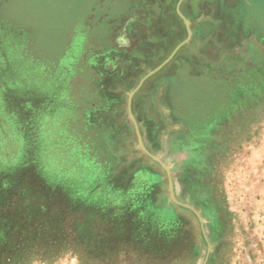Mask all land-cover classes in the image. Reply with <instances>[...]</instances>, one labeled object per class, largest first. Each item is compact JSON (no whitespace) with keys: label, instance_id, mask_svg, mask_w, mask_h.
<instances>
[{"label":"rangeland","instance_id":"374dc122","mask_svg":"<svg viewBox=\"0 0 264 264\" xmlns=\"http://www.w3.org/2000/svg\"><path fill=\"white\" fill-rule=\"evenodd\" d=\"M134 1L0 0V264H114L60 236L52 253H16V196L40 194L66 207L68 230L88 205L140 212L158 246L144 254L112 232L118 264L204 263L200 221L172 201L128 109L181 43L132 97L144 144L204 217L206 264L264 263V0ZM164 218L168 236L150 232Z\"/></svg>","mask_w":264,"mask_h":264},{"label":"trees","instance_id":"16d2710c","mask_svg":"<svg viewBox=\"0 0 264 264\" xmlns=\"http://www.w3.org/2000/svg\"><path fill=\"white\" fill-rule=\"evenodd\" d=\"M133 178L136 179V177ZM130 180L132 182L133 179ZM38 183L37 186L44 183V181H39ZM39 192H36L37 195H39ZM143 195L145 197L146 191ZM21 199L17 195L16 200L18 203L14 205V239L17 240L14 241L13 248L16 253L39 246L47 250L48 253H52L55 251V247L58 246L57 242L60 236L66 244H81L80 249L82 254L84 253L89 256L91 251L96 250V254L101 259L112 258L121 251L120 248L118 250L116 249L117 243L111 238L112 232L114 237L117 234H121L120 242L124 241L123 244L129 242L128 244L130 245L135 244L134 247L138 249V252L144 254L148 253L149 249L155 250L158 246L156 242L147 244L149 225L141 220V217L137 214L140 212L133 211L129 207H122V210H120L119 208L113 209L108 206L103 210L99 209L98 211L92 212V205H88L81 219L77 218V216L72 217L69 223L71 229L68 230L66 229L65 220L66 218L69 220V217L65 218L61 210L66 207L59 208L61 207L60 205H51L54 197L40 194L39 197L37 196L32 200H28L26 205H22L23 201L21 203ZM74 212L73 215L78 214L76 211ZM16 213L19 214L16 215ZM128 217L130 219L127 220L126 218ZM165 218L160 226L152 227V231L150 232L154 233L156 229V232L158 231L159 234L160 232H166L165 235L168 236L167 226L163 224ZM109 225L110 227L112 226V229L109 228ZM175 229L179 230V227L176 226ZM70 234L73 236L72 240L67 241L70 238ZM151 247H154V249ZM127 249L129 250V248ZM149 254H152V252L150 251ZM17 255L14 253V262H16Z\"/></svg>","mask_w":264,"mask_h":264},{"label":"water","instance_id":"95a60500","mask_svg":"<svg viewBox=\"0 0 264 264\" xmlns=\"http://www.w3.org/2000/svg\"><path fill=\"white\" fill-rule=\"evenodd\" d=\"M182 2V0H180V3ZM180 3L178 4V13L180 14V16L184 19L186 25L188 26L189 28V31H190V22L189 20L183 15V13L181 12L180 10ZM191 36V32L189 33L188 35V38ZM182 46V43L180 45H178L176 47V49L174 50V52L172 53V55L166 60L164 61L161 65H159L157 68H155L154 70L150 71L139 83L138 87L130 92V97H129V106H128V109H129V114H130V117L131 119L133 120V123L136 127V131H137V135H138V140H139V145L141 147V149L148 155L150 156L152 159H154L155 161H157L158 163H160L167 171L168 173V180H169V192H170V197L172 199V201L174 203H176L177 205H180L182 207H185L187 209H190L191 211H193L195 213V215L198 217L199 221H200V225H201V228H202V231H203V234L205 236V239L206 241L208 242V251H207V255H206V258L204 260V263L203 264H206L208 259H209V256H210V253H211V250H212V244L209 240V237L207 235V232H206V228H205V219L204 217L202 216V214L200 213V211H198V209H196L195 207H193L192 205H189L187 203H184L182 201H180L176 195V192H175V189H174V177L172 175V172H171V169H170V166L164 162L159 156L155 155L154 153H152L147 147L146 145L144 144V141H143V137H142V133H141V130H140V127H139V123L136 119V117L134 116V113H133V110H132V97L134 95V93L142 86V84L145 82V80L151 76L152 74H154L155 72H157L159 69H161L167 62L168 60L178 51V49Z\"/></svg>","mask_w":264,"mask_h":264},{"label":"crops","instance_id":"0c3cea01","mask_svg":"<svg viewBox=\"0 0 264 264\" xmlns=\"http://www.w3.org/2000/svg\"><path fill=\"white\" fill-rule=\"evenodd\" d=\"M134 3L135 4H137L136 3V0L134 1ZM35 174V175H34ZM30 175H31V177H48L47 175H45L44 173H36V172H33V173H30ZM41 181H44V179H41ZM99 209H97V208H92V212H95V211H98ZM103 210V209H102ZM263 212H264V207H263ZM263 217H264V214H263ZM109 228L110 229H112V226L110 227V225H109ZM108 228V229H109ZM262 229H264V227H262ZM226 240V242H227V240H228V244H230V245H234L236 242H234V239L233 238H229V239H225ZM259 240V239H258ZM120 243H124V241H121ZM259 244L261 245V246H264V239L263 238H260V240H259ZM76 245V248L79 250V256H82L83 254H82V251H81V249H80V247H81V244H75ZM74 245V246H75ZM121 250V249H120ZM234 256H236V255H234ZM256 256V255H255ZM254 256V257H255ZM232 256H230V258H231ZM238 258L240 259L241 257L240 256H238ZM256 258V257H255ZM225 259V257H223L221 260H222V263H225L226 262V259ZM107 260L109 261V262H112V263H114V264H118V260L117 259H115V256H113L112 258H107ZM220 260V261H221ZM224 260V261H223ZM232 259H227V262H229L230 263V261H231ZM233 260L235 261V262H237V257H233ZM261 262H263L262 261V259H261ZM260 261H258L257 262V258H256V263H254V264H264V263H261ZM228 263V264H229ZM241 264V263H240Z\"/></svg>","mask_w":264,"mask_h":264}]
</instances>
